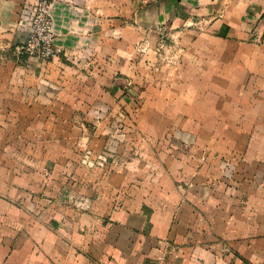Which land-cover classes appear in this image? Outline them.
Masks as SVG:
<instances>
[{
    "label": "crops",
    "instance_id": "crops-1",
    "mask_svg": "<svg viewBox=\"0 0 264 264\" xmlns=\"http://www.w3.org/2000/svg\"><path fill=\"white\" fill-rule=\"evenodd\" d=\"M24 1L0 0L5 155H61L77 137L71 124L91 120L89 108L133 105L132 93L143 88L168 46L179 47L186 59L214 60L212 68L191 66L203 75L223 71L227 107H237L235 92H252L239 102L250 108L251 128L238 130L229 118L221 138L256 132L253 123L264 121V0H50L54 42L66 53L53 61H18L8 52L6 29ZM81 59H89L86 71L68 63ZM190 90L199 91L198 84ZM91 91L103 97L84 94ZM253 96L259 101L252 103ZM214 104L211 120L225 124ZM61 123L74 132L51 133L50 125L43 133L44 124ZM23 161L0 166V264H264V166H234L229 179L220 175L223 166L188 163L167 166L157 178L123 170L95 181L75 172L67 184L45 182L40 174L67 166ZM26 192L43 194L41 217L11 203Z\"/></svg>",
    "mask_w": 264,
    "mask_h": 264
},
{
    "label": "rangeland",
    "instance_id": "rangeland-1",
    "mask_svg": "<svg viewBox=\"0 0 264 264\" xmlns=\"http://www.w3.org/2000/svg\"><path fill=\"white\" fill-rule=\"evenodd\" d=\"M6 32L9 34L8 52L18 61L25 57L53 61L66 53L54 42L50 0L24 1ZM30 41L39 42L38 53L26 49ZM48 49H52L54 55L47 54ZM88 62L89 59L68 60L70 64L77 63V67L84 71L88 68ZM216 62L218 66L220 62L221 68L226 66L222 59H217ZM197 63L207 69L212 68L210 66L214 60L186 59L179 47L168 46L153 72L147 77V82L141 85L143 88L132 93L133 105H96L89 108L86 114L91 120L71 124L77 128V137L69 141L71 146L59 149L62 154L58 156H26L20 152L5 155L4 148H0V166H5L8 161L19 163L23 160L28 166H67L61 171H53L52 167L40 171L45 182L60 178L65 179L67 184L69 180H73L75 172L79 176L76 178L86 179L91 175L95 181L111 177L123 170L130 174L142 171L143 178H157L158 173L162 174L167 166L170 169L171 166H179L178 169H181V166L188 163L192 166H223L220 175L229 179L234 173V166H264V121L253 123L258 131L244 132L249 137H220L222 131L226 132V126H229V118L234 119L238 130L243 128V124L246 128H251L252 122L245 119L250 108L239 102L251 98L252 92H235L237 107H227L230 102V91L224 89L229 81L227 76L221 70L222 75H203L202 71L199 75L196 72L197 67L191 66ZM215 83L220 84L222 91L212 90V84ZM197 84L199 91L190 90L192 86L196 89ZM201 85H204V92L200 91ZM78 93L82 97L83 90L80 88ZM84 94L88 97H103L94 91ZM198 94L202 97L197 98ZM258 101L255 96L252 97V103ZM212 104L215 105L214 110L218 115L216 117L225 118V124L211 120L210 114L213 113L207 111ZM187 118L203 120L185 121ZM235 119L240 121L236 122ZM244 120L246 123H243ZM50 125L51 133L60 131L63 134L69 130L74 132L69 124H44V134ZM33 132L28 130L29 135ZM51 182L44 187L47 192H52ZM67 184L66 189H69ZM69 193L67 191L65 195ZM42 199V193L26 192L24 195H16L10 201L37 219L43 213L40 203ZM73 199L75 201L76 197Z\"/></svg>",
    "mask_w": 264,
    "mask_h": 264
},
{
    "label": "built area",
    "instance_id": "built-area-1",
    "mask_svg": "<svg viewBox=\"0 0 264 264\" xmlns=\"http://www.w3.org/2000/svg\"><path fill=\"white\" fill-rule=\"evenodd\" d=\"M144 1H154V0H144ZM41 2L44 4V1H41ZM38 34H40V33H38ZM26 49L29 50L30 52H37L38 53V50L40 49V44L38 41H36V42L30 41ZM54 53L55 52H53L52 49L47 50V54L54 55Z\"/></svg>",
    "mask_w": 264,
    "mask_h": 264
}]
</instances>
